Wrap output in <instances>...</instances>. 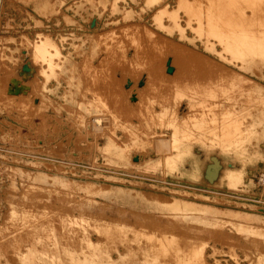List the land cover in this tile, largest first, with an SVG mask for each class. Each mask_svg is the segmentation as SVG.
I'll return each mask as SVG.
<instances>
[{"label": "rangeland", "instance_id": "rangeland-1", "mask_svg": "<svg viewBox=\"0 0 264 264\" xmlns=\"http://www.w3.org/2000/svg\"><path fill=\"white\" fill-rule=\"evenodd\" d=\"M263 40L264 0H0V264H264Z\"/></svg>", "mask_w": 264, "mask_h": 264}, {"label": "bare ground", "instance_id": "bare-ground-1", "mask_svg": "<svg viewBox=\"0 0 264 264\" xmlns=\"http://www.w3.org/2000/svg\"><path fill=\"white\" fill-rule=\"evenodd\" d=\"M242 3V2H241ZM233 5V4H232ZM245 7V6H244ZM239 11V10H238ZM248 11V9H247ZM252 12V11H251ZM256 18V17H255ZM250 25V24H249ZM244 30V29H243ZM262 31V30H261ZM255 34V33H254ZM252 39V38H251ZM249 40V39H248ZM259 41V40H258ZM261 41V40H260ZM264 41V40H263ZM260 45V44H259ZM255 47V46H254ZM257 48V47H256ZM256 50V49H255ZM258 50V49H257ZM263 51V50H262ZM256 52V51H255ZM258 54V53H257ZM264 54V53H263ZM53 55V54H52ZM261 55V54H260ZM52 72V71H51ZM79 239V238H78ZM89 246V245H88ZM192 247V246H191ZM198 247V246H197Z\"/></svg>", "mask_w": 264, "mask_h": 264}]
</instances>
